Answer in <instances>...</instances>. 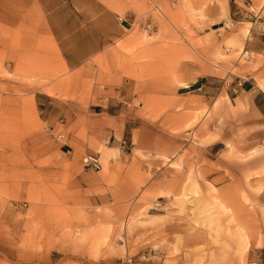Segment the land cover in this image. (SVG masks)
I'll list each match as a JSON object with an SVG mask.
<instances>
[{"label":"rangeland","instance_id":"1","mask_svg":"<svg viewBox=\"0 0 264 264\" xmlns=\"http://www.w3.org/2000/svg\"><path fill=\"white\" fill-rule=\"evenodd\" d=\"M124 4L125 10L129 7L135 13L124 19L130 36L120 45L139 63L140 84L129 105L138 110V125L149 123L162 133L201 123L207 109L188 107L177 93L212 72L231 84L232 72L253 76L255 90L264 92V0H124ZM255 25L259 33L251 35ZM51 48L45 41L42 62L47 69L41 73L33 68L34 54L22 62L18 59L16 68L9 70L0 52V264H264V209L258 199L264 163L243 164L259 151L245 155L229 147L223 153L231 162L221 167L224 187L216 189L207 182L203 186L196 181L200 171L192 172L167 204L147 200L162 190L145 189L128 208H98L100 216L91 220L94 209L70 188L71 165L59 149V136L65 132L62 122L71 118L56 107L54 113L61 114L55 121L45 117L42 121L28 98L40 87L65 100V106L70 102L85 112L101 85L63 70ZM21 76L29 83L26 90L9 83ZM12 93L27 99L5 97ZM85 114L78 117L82 130ZM195 139L203 144L212 140L199 134ZM100 147L107 172L109 159L119 154ZM125 150L127 156L144 160L162 156L141 148ZM58 168L60 174L53 173Z\"/></svg>","mask_w":264,"mask_h":264},{"label":"crops","instance_id":"2","mask_svg":"<svg viewBox=\"0 0 264 264\" xmlns=\"http://www.w3.org/2000/svg\"><path fill=\"white\" fill-rule=\"evenodd\" d=\"M134 16L131 8L125 10L124 0H0V52L5 54L9 70L28 54L37 59L35 70L41 73L47 69L42 62L47 41L63 70L94 78L96 86L101 85L93 91L85 112L70 102L65 106V100L40 87L33 89L28 98L42 121L45 117L54 122L56 114L61 113L71 118L62 122L65 132L59 137V149L71 165L70 188L94 209L91 220L100 216L98 208H128L145 189L162 190L163 194L147 200L167 204V198L181 191L192 172L196 175L200 171L196 181L203 186L207 182L216 189L224 187L226 176L221 167L231 162L222 156L229 147L245 155L259 151V156H249L244 165L264 163V92L255 90L253 76L232 72L229 76L234 83L228 85L224 77L212 72L180 88L177 95L185 99L188 107L207 109L205 120L193 128L181 127L178 132L170 127L161 133L149 123H136L138 110L129 105L134 100L135 86L140 84L139 63L120 45L130 36L124 29V19ZM255 29L256 25L251 35L259 33ZM239 80L247 81L239 86ZM35 81L39 83L38 77ZM9 83L22 90L29 85L23 76ZM5 97L20 102L27 99L15 93ZM56 107L61 113H54ZM84 113L87 119L82 130L78 117ZM209 116L211 119L203 127ZM196 134L212 140L199 143ZM100 145L119 154L109 159L107 172L101 162ZM126 147L151 154L159 152L164 158L160 154L149 160L133 158L126 155ZM87 155L99 158V170L85 167L82 157ZM53 173L60 174L59 168ZM113 179L115 182L110 184ZM259 182L262 185L258 199L264 209V174ZM34 258L38 261L37 254Z\"/></svg>","mask_w":264,"mask_h":264},{"label":"built area","instance_id":"3","mask_svg":"<svg viewBox=\"0 0 264 264\" xmlns=\"http://www.w3.org/2000/svg\"><path fill=\"white\" fill-rule=\"evenodd\" d=\"M245 81H247V80H245ZM245 81L243 82V81L239 80L237 82V85L242 86V85H244ZM248 81H249V79H248ZM227 83H228V85H231L232 82H227ZM59 137H63V135L60 134ZM83 162H84L85 167H87L88 169H92V170H99L102 166L101 162L99 161V158H97L95 156L87 155L84 157Z\"/></svg>","mask_w":264,"mask_h":264},{"label":"water","instance_id":"4","mask_svg":"<svg viewBox=\"0 0 264 264\" xmlns=\"http://www.w3.org/2000/svg\"><path fill=\"white\" fill-rule=\"evenodd\" d=\"M125 25H126V26H130V24H129V23H126V22H125Z\"/></svg>","mask_w":264,"mask_h":264}]
</instances>
